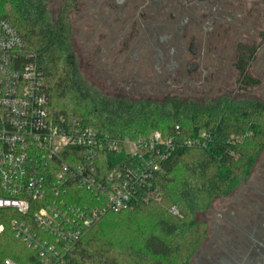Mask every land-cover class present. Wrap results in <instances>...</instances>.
I'll return each mask as SVG.
<instances>
[{
  "label": "trees",
  "instance_id": "1",
  "mask_svg": "<svg viewBox=\"0 0 264 264\" xmlns=\"http://www.w3.org/2000/svg\"><path fill=\"white\" fill-rule=\"evenodd\" d=\"M0 19L9 21L35 54L55 114L76 113L115 136H145L154 130L167 135L176 125L184 135L203 128L214 135L208 148H178L162 163L157 179L162 201L105 213L59 264H188L207 234L198 213L246 183L264 149V100L110 96L84 81L71 42L72 25L65 12L51 9L50 0H0ZM249 64V56L236 62L245 87L260 82L251 76ZM120 228L129 234L112 239L109 232ZM7 257L32 264L38 253L8 230L0 237V264Z\"/></svg>",
  "mask_w": 264,
  "mask_h": 264
},
{
  "label": "built area",
  "instance_id": "2",
  "mask_svg": "<svg viewBox=\"0 0 264 264\" xmlns=\"http://www.w3.org/2000/svg\"><path fill=\"white\" fill-rule=\"evenodd\" d=\"M213 139L204 128L184 135L180 125L167 135L115 136L76 113L55 114L35 54L0 19V237L10 230L38 253L32 264L65 261L107 212L162 201V163Z\"/></svg>",
  "mask_w": 264,
  "mask_h": 264
},
{
  "label": "flooded vegetation",
  "instance_id": "3",
  "mask_svg": "<svg viewBox=\"0 0 264 264\" xmlns=\"http://www.w3.org/2000/svg\"><path fill=\"white\" fill-rule=\"evenodd\" d=\"M57 4L54 11L65 12L72 25L80 71L87 73L95 90L110 96L159 100L166 93L163 99L204 100L214 95L230 52L236 54V62L249 56V70H254L257 59L264 62V0H58ZM228 89L218 95L229 96ZM255 190L264 195V186ZM261 201L260 211L237 218L235 228L227 223L220 229L210 225L189 264H264ZM204 221L208 225V219Z\"/></svg>",
  "mask_w": 264,
  "mask_h": 264
},
{
  "label": "rangeland",
  "instance_id": "4",
  "mask_svg": "<svg viewBox=\"0 0 264 264\" xmlns=\"http://www.w3.org/2000/svg\"><path fill=\"white\" fill-rule=\"evenodd\" d=\"M57 3L58 0H50V7L53 11L57 7ZM232 47L233 46H230L229 50H232ZM230 53L229 60L225 61L224 74H222L223 78L220 79L221 82L214 85L215 92L211 97L214 98L216 95L226 92L229 88V94L232 96L253 97L264 100V62L257 59L255 61L254 70H249V72L255 77L261 78V82L255 87L251 85L245 87L243 86L240 74L235 67L236 54L234 55L233 52ZM81 75L84 81L90 85L87 73L85 71H81ZM227 84L228 88H226ZM221 86H223V88L219 89ZM189 92H191V96L194 94V91ZM164 95H166V93H161L158 96L159 100H162ZM262 186H264V149L248 181L239 186L230 195L216 198L210 209L198 213V218L200 220L208 219V225H206L207 229L211 227L210 225H212L213 228L220 229L221 224L224 223H227L229 228H235L236 224L234 223H236L237 218L242 219L246 214L249 215L260 211L258 208L259 206H262L261 200L264 201V195L260 193L257 194L255 188ZM261 190H263V188H261ZM239 227L240 226H238V228ZM126 234H129V231H125L124 228L109 232V236L114 240H119ZM189 263H191V261Z\"/></svg>",
  "mask_w": 264,
  "mask_h": 264
}]
</instances>
